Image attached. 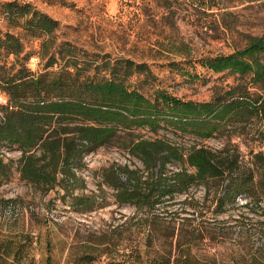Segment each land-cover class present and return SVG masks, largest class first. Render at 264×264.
<instances>
[{"label":"trees","instance_id":"1","mask_svg":"<svg viewBox=\"0 0 264 264\" xmlns=\"http://www.w3.org/2000/svg\"><path fill=\"white\" fill-rule=\"evenodd\" d=\"M218 4L213 0L210 5ZM0 15L14 30L0 28V90L9 97L0 109V147L21 152L16 161L21 180L42 192L59 188L61 198L70 197L77 211H92L104 203L95 205L94 192L80 193L87 185L81 174L85 158L102 147L117 146L127 149L129 161L102 167L101 184L113 189L119 204L145 212L141 221L149 232L156 226L177 228L167 215L158 214L159 205L169 214L199 213L194 187L204 188L205 199L216 201L217 211L244 195L264 208L263 35H250L245 46L232 53L200 58L204 68L238 76L239 82L215 85L209 100L194 101L163 87L141 89V82L147 86L154 79L146 62L83 58L71 43L51 36L59 21L30 2H1ZM40 38L38 55L46 63L38 72L27 65L34 53L25 47ZM9 55L15 58L11 65ZM179 65L169 63L171 68ZM140 75V85L131 82ZM170 128L222 143L185 147L158 135ZM142 130L156 136L145 137ZM251 141L258 149H242V142ZM12 160L0 154V186L11 176ZM180 195L190 207L171 208ZM191 222L186 218L180 224Z\"/></svg>","mask_w":264,"mask_h":264},{"label":"rangeland","instance_id":"2","mask_svg":"<svg viewBox=\"0 0 264 264\" xmlns=\"http://www.w3.org/2000/svg\"><path fill=\"white\" fill-rule=\"evenodd\" d=\"M5 1L12 0L0 3ZM18 1L30 2L58 20L60 27L51 36L71 43L83 58L146 62L154 79L147 86L141 82V89L163 87L185 100H209L215 85L239 82L238 76L204 68L200 58L232 53L244 47L250 35L264 36V0H219L215 7L210 5L213 0ZM0 28L14 31L1 15ZM41 41L31 39L25 47V52L34 53L27 65L38 72L46 63L38 55ZM14 61L9 55L7 64ZM171 61L179 62V68H171ZM143 77L134 76L131 82L140 85ZM8 99L0 90V109ZM140 133L156 136L147 130ZM158 135L185 147L222 143L172 128ZM257 145L241 143L245 151ZM0 154L6 161L13 159L11 176L0 186V264H167V257L169 264H264V208L245 195L228 202L221 212L216 201L205 199L203 187H194L199 213L169 214L159 205L158 214L167 215L177 228L156 226L149 232L141 221L146 213L119 204L113 189L101 184V168L129 161L127 149L102 147L86 156L81 174L87 185L80 193L94 192L95 205L104 203L86 212L77 211L70 197L64 201L59 188L42 192L21 180L16 169L19 150L0 147ZM185 198L177 196L171 208L189 206ZM186 218L192 222L182 226Z\"/></svg>","mask_w":264,"mask_h":264}]
</instances>
